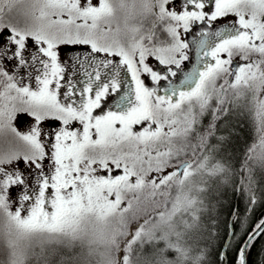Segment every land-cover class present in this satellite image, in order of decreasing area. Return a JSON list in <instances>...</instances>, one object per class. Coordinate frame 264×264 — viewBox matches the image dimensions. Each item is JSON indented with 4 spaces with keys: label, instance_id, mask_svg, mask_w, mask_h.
Instances as JSON below:
<instances>
[{
    "label": "snow or ice",
    "instance_id": "1",
    "mask_svg": "<svg viewBox=\"0 0 264 264\" xmlns=\"http://www.w3.org/2000/svg\"><path fill=\"white\" fill-rule=\"evenodd\" d=\"M194 25L197 66L181 79L171 66L189 60L181 30ZM9 61L33 69L35 90L5 70ZM120 66L134 89L97 113L121 89ZM71 69L86 79L62 84ZM0 88V264H251L264 219L243 240L230 231L238 246L226 240L215 256L189 241L212 211L205 178L229 182L215 154L242 105L255 131L242 170L256 203L264 0H0ZM19 113L31 117L26 132Z\"/></svg>",
    "mask_w": 264,
    "mask_h": 264
},
{
    "label": "trees",
    "instance_id": "2",
    "mask_svg": "<svg viewBox=\"0 0 264 264\" xmlns=\"http://www.w3.org/2000/svg\"><path fill=\"white\" fill-rule=\"evenodd\" d=\"M209 118L206 117L205 122ZM226 135H228V141L224 148L215 154V157L229 167V182L225 185L220 183L219 178H205L213 195L210 205L212 211L204 214L205 226L189 241L193 247H207L211 256H215L223 247L229 237L231 224L238 234V239L243 240L255 224L264 219V171L256 168L252 173L251 188L256 196V203L252 205L249 202L250 194L245 190L248 173L242 170L247 149L255 140L252 112L248 107L242 105L231 116ZM195 179L199 181V177ZM241 181L244 183L242 184ZM233 213H236L239 219H234ZM244 217H247V221L242 228L241 220ZM230 242L233 246H238L237 238L231 237ZM262 249H264V235L257 239L250 252L251 264H258Z\"/></svg>",
    "mask_w": 264,
    "mask_h": 264
},
{
    "label": "rangeland",
    "instance_id": "3",
    "mask_svg": "<svg viewBox=\"0 0 264 264\" xmlns=\"http://www.w3.org/2000/svg\"><path fill=\"white\" fill-rule=\"evenodd\" d=\"M173 3H177V0H173ZM170 7H171V5H170ZM9 15H14V13L9 14ZM6 19H7V16H6ZM215 23H216V25H220L222 22L216 21ZM194 26L198 27L199 25H194ZM181 32H182L181 38L186 40L190 44V48L188 50L189 60H186L182 63L181 69H176L174 65L171 67L174 71H177L178 78L182 79L184 72L191 71L195 67L196 59H195V45L193 43H191V39L189 37V34L193 35V34H195V32L191 31L189 33H183L182 30H181ZM63 47H67L70 49L72 47L83 48L85 46L77 45V46H63ZM114 63H115V61H114ZM149 63H150V66H152L154 68V70H159L162 73L166 72V66L160 65L159 61L155 60L154 57L149 58ZM37 67H38V65H37ZM5 70L9 71L10 74L16 75L18 82L24 84L25 86H29L33 90H35L36 82H35L34 77H35L36 73L33 71V69L31 67H27L23 70L18 71L12 65V63L9 61L6 63ZM119 71H120V80L122 81V86H121L120 91L115 93L113 96H109L106 99H104L102 101V108L97 109L96 110L97 113H99L101 111L107 112L109 109L115 110L116 98L119 95H122V94L127 93V92L131 91L132 89H134V82L132 81L131 74L126 71V68L124 66H120ZM109 72H110V70H109ZM65 77H66V79L64 81H61L62 84H65L68 79H72L73 82H76L77 80L86 79L85 77H83L82 73L78 72L76 69L66 70ZM141 78L145 79V82L147 85H149L151 87L156 86V85L151 84L150 78H145L143 76ZM171 79H173L174 81H177V78H171ZM167 83H168L167 81H161L162 85L166 86ZM76 86H77V88L83 87V85L81 83H77ZM0 91H2V88H0ZM63 92H64V89L62 88L61 93H63ZM161 94H163L162 89H161ZM77 100H79L78 96H77ZM20 117H23V119L21 120ZM14 123L16 124L19 131L26 132L29 129V126L31 123V117H28L27 114H25V113H19L18 119ZM49 128L54 130L55 125H49ZM46 150H47V146H46ZM20 167L24 168L25 171H29L27 168H25V166L22 162L20 163Z\"/></svg>",
    "mask_w": 264,
    "mask_h": 264
},
{
    "label": "flooded vegetation",
    "instance_id": "4",
    "mask_svg": "<svg viewBox=\"0 0 264 264\" xmlns=\"http://www.w3.org/2000/svg\"><path fill=\"white\" fill-rule=\"evenodd\" d=\"M200 26H193V28H192V31L193 32H195V34H189V37H190V39H191V43H193V41L194 40H198L199 39V35H198V32H197V30H198V28H199ZM195 59H196V64H195V67L197 66V57H196V55H195Z\"/></svg>",
    "mask_w": 264,
    "mask_h": 264
},
{
    "label": "water",
    "instance_id": "5",
    "mask_svg": "<svg viewBox=\"0 0 264 264\" xmlns=\"http://www.w3.org/2000/svg\"><path fill=\"white\" fill-rule=\"evenodd\" d=\"M231 231L233 230V228H232V224H231ZM230 239H231V237H230V235H229V237H228V239L227 240H229L230 241Z\"/></svg>",
    "mask_w": 264,
    "mask_h": 264
}]
</instances>
